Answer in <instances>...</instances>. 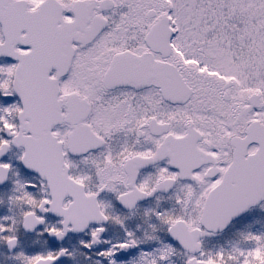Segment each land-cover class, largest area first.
I'll list each match as a JSON object with an SVG mask.
<instances>
[{"label":"snow or ice","instance_id":"1","mask_svg":"<svg viewBox=\"0 0 264 264\" xmlns=\"http://www.w3.org/2000/svg\"><path fill=\"white\" fill-rule=\"evenodd\" d=\"M0 264H264V0H0Z\"/></svg>","mask_w":264,"mask_h":264}]
</instances>
